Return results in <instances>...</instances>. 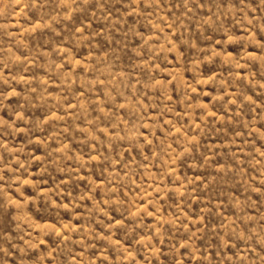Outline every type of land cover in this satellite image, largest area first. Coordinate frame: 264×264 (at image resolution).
Instances as JSON below:
<instances>
[{
  "label": "rangeland",
  "instance_id": "obj_1",
  "mask_svg": "<svg viewBox=\"0 0 264 264\" xmlns=\"http://www.w3.org/2000/svg\"><path fill=\"white\" fill-rule=\"evenodd\" d=\"M0 264H264V0H0Z\"/></svg>",
  "mask_w": 264,
  "mask_h": 264
}]
</instances>
